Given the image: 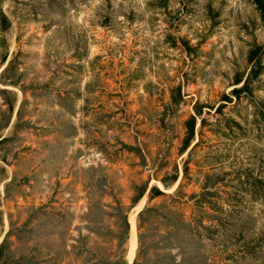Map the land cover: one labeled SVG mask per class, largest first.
Masks as SVG:
<instances>
[{
	"label": "rangeland",
	"instance_id": "1",
	"mask_svg": "<svg viewBox=\"0 0 264 264\" xmlns=\"http://www.w3.org/2000/svg\"><path fill=\"white\" fill-rule=\"evenodd\" d=\"M0 264H264L253 0H0Z\"/></svg>",
	"mask_w": 264,
	"mask_h": 264
},
{
	"label": "trees",
	"instance_id": "2",
	"mask_svg": "<svg viewBox=\"0 0 264 264\" xmlns=\"http://www.w3.org/2000/svg\"><path fill=\"white\" fill-rule=\"evenodd\" d=\"M253 4L256 7V10L258 11L259 14V18L262 21V23L264 24V0H253ZM260 50L259 47H257L255 50H252L249 52L248 54V58L247 61L249 64H251L253 62L254 56L256 55V53ZM260 61L257 60L256 62V66L258 68H260ZM253 70V69H252ZM259 72V70L257 71V73L255 75H257ZM253 73V71H252ZM249 79H250V75H247L245 79L243 78H237L235 80L234 85L238 86L240 85V87L238 88H234L230 91L229 94L227 95H223L222 96V102H224V104L219 105L215 110L214 113H219L221 112V109H223L225 106H227L228 104H231L234 99H238L240 97V95L244 92H249L248 90V85H249ZM194 115L190 116L184 123H183V127L185 130V137L182 141V149L181 152L184 153L188 147L191 145L192 141L195 138L196 135V126H197V120H199V127L198 129H203L204 124H205V120L202 118V110L200 108H198V105H194ZM187 169H184V172H186ZM185 174V173H184ZM177 180V176H173L171 178V183H175ZM166 186V185H164ZM180 188V185L178 186V188L176 189V191H178V189ZM165 193H163L162 191L158 190L156 187H152L150 189L149 192V199H154V198H158V197H164Z\"/></svg>",
	"mask_w": 264,
	"mask_h": 264
}]
</instances>
